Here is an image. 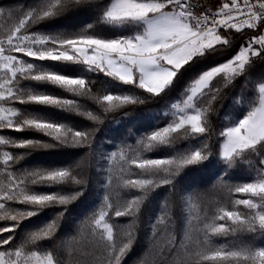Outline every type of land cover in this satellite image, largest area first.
<instances>
[{
  "label": "snow or ice",
  "instance_id": "snow-or-ice-1",
  "mask_svg": "<svg viewBox=\"0 0 264 264\" xmlns=\"http://www.w3.org/2000/svg\"><path fill=\"white\" fill-rule=\"evenodd\" d=\"M137 246L264 264V0H0V264Z\"/></svg>",
  "mask_w": 264,
  "mask_h": 264
},
{
  "label": "trees",
  "instance_id": "trees-1",
  "mask_svg": "<svg viewBox=\"0 0 264 264\" xmlns=\"http://www.w3.org/2000/svg\"><path fill=\"white\" fill-rule=\"evenodd\" d=\"M62 116L63 115H67V114H61ZM141 254V249H140V247L139 246H137L130 254H129V256L128 257H126V260H127V262H128V264H132V262L134 261V260H136L138 257H139V255Z\"/></svg>",
  "mask_w": 264,
  "mask_h": 264
}]
</instances>
